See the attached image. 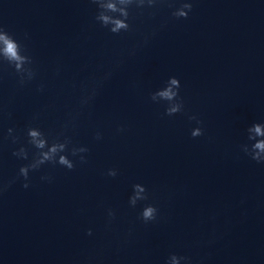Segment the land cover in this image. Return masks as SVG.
I'll return each instance as SVG.
<instances>
[{
  "label": "water",
  "instance_id": "water-1",
  "mask_svg": "<svg viewBox=\"0 0 264 264\" xmlns=\"http://www.w3.org/2000/svg\"><path fill=\"white\" fill-rule=\"evenodd\" d=\"M182 2L133 6L131 31L113 34L91 0H0V27L37 73L21 86L0 62V264H166L172 253L191 264H264V164L241 149L253 143L247 129L264 123V0H190L177 19ZM173 76L184 111L167 116L151 94ZM29 126L50 143L64 132L69 148L89 149L88 162L45 164L24 188L19 169L37 151ZM196 127L204 135L193 138ZM21 146L28 160L13 156ZM136 183L148 200L133 208ZM148 204L159 213L146 224Z\"/></svg>",
  "mask_w": 264,
  "mask_h": 264
},
{
  "label": "clouds",
  "instance_id": "clouds-1",
  "mask_svg": "<svg viewBox=\"0 0 264 264\" xmlns=\"http://www.w3.org/2000/svg\"><path fill=\"white\" fill-rule=\"evenodd\" d=\"M91 2L97 5L98 13L95 16V20L100 23L104 28H107L113 34H120L121 32L131 31L132 25L129 23L131 18L130 9L135 8L143 10L145 8H156L163 0H91ZM171 6V5H170ZM193 9V4L190 0H183L180 7L175 8L172 12V16L180 19H187L189 13ZM146 42V41H145ZM27 49L19 43L13 35L7 30L0 27V62H7L12 66L15 72L19 76V84L23 86L27 82L35 79L37 73L33 68V59L30 55L26 54ZM135 54L134 52L132 53ZM111 72L104 75L103 79H109ZM181 81L175 76L170 77L166 85L161 89L151 94V100L155 103L161 101L167 102L165 115L174 116L184 111L183 97L180 96ZM40 91L44 90V86H40ZM96 88L93 87L91 92L81 99V105L86 106L95 97ZM190 120H195L198 125H202L203 121L196 116L189 117ZM65 130L68 128V124L63 126ZM119 131L123 132L121 127ZM248 140L253 141L251 144L241 145L242 151L248 155L252 160L257 163L264 164V123H254L248 129ZM27 144L35 148L37 151L32 156L30 162L27 165L22 166L19 169L17 179L23 177L25 183L24 188L29 187L30 172L39 170L45 164L56 165L59 164L67 168L68 170H74L77 165V161L70 159L71 157H78L80 164H86L88 162L87 157L84 155L89 152V149L85 146H72V140L69 136L61 132L57 135L52 142H49L48 135L43 132L39 127L29 126L27 128ZM191 135L193 138L204 135V129L202 127H196L192 130ZM8 137L11 138L12 143L16 144L20 142V136L15 134L14 128L8 129ZM63 137V139H61ZM103 135L101 132H97L95 135L96 140H101ZM13 156L28 160L29 150L25 146H21L18 150L14 151ZM106 175L110 177H116L118 170L111 168L107 171ZM42 180L51 182L50 176L41 177ZM6 190L0 188V191ZM148 200L147 188L136 183L133 185V194L129 198V204L131 207H136L138 202ZM159 210L155 205H146L140 213V219L144 223L156 221L158 218ZM108 222L109 224L116 219V212L113 209H108ZM89 236L92 235V230L89 229ZM191 264V258L187 256H179L172 253L166 264Z\"/></svg>",
  "mask_w": 264,
  "mask_h": 264
}]
</instances>
